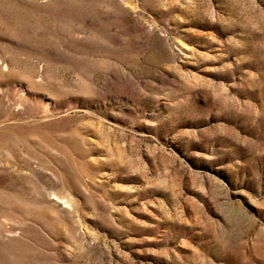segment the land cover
<instances>
[{"label":"rangeland","instance_id":"obj_1","mask_svg":"<svg viewBox=\"0 0 264 264\" xmlns=\"http://www.w3.org/2000/svg\"><path fill=\"white\" fill-rule=\"evenodd\" d=\"M0 264H264V0H0Z\"/></svg>","mask_w":264,"mask_h":264}]
</instances>
